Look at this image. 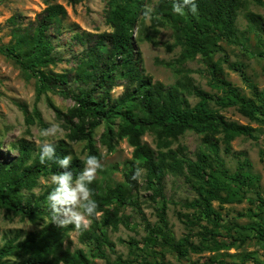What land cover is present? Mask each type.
<instances>
[{"label":"trees","instance_id":"trees-1","mask_svg":"<svg viewBox=\"0 0 264 264\" xmlns=\"http://www.w3.org/2000/svg\"><path fill=\"white\" fill-rule=\"evenodd\" d=\"M77 2L79 0H70ZM148 0H109L107 23L111 30L98 33L78 34L84 46L74 66L54 71L61 58L55 53V46L49 33L50 28L59 24L66 15L60 3L50 4L34 24L19 27L15 16L11 17L12 41L0 44V53L11 59L27 76L36 79V92L40 96L53 91L71 98L74 104L63 113L68 124V138L72 141H85L87 156L101 157L94 141L95 130L104 124L101 141L109 151L114 150L117 141L126 139L133 147L132 156L125 162L123 180L112 182L108 175L117 169L100 170L102 176L94 178L88 187L91 199L96 202L98 215L88 217L90 224L86 229H77L79 239L87 249L71 250L64 245L68 232L76 229L68 224L59 227L51 222L47 195L54 185L49 186L42 195L29 199L22 197V189H30L40 175H58L64 170L54 162H39V149L32 156V147L21 140L11 147L18 155L9 160H0V210L5 209L35 222L43 220L38 230L32 231L19 240V234L7 238L0 245V264H171L165 260L166 253L172 252L177 264L189 253L204 251L217 252L235 246H242L256 238L264 243V218L260 217L258 227L225 222L223 212L214 206L217 201L223 204L241 203L253 192L258 199L248 197L257 208L264 212V197L256 191L260 175L252 171L249 158H244L234 171L225 166L219 156V142L230 150V144L238 136L258 139L255 128L227 119L221 109L235 107L250 121L264 125V89L251 79L245 64L230 61L225 48L219 40L236 41V18L242 7V0H196L197 12L190 13L187 8L182 13L172 11L173 0H158L153 9H148ZM149 17L151 31L155 35L160 28L169 25L173 30L174 41L165 44L167 50L180 47L179 54L170 61L157 59L156 62L171 68L179 78L170 86L154 81L146 74L141 61V53L136 45L135 29L141 18ZM250 27L256 32L262 50L255 53L264 59V26L259 15L247 12ZM152 34L145 39L154 45L159 42ZM219 54L218 58L215 56ZM198 59L204 69L201 71L214 92L193 84L189 76L192 70L185 63ZM239 73L250 96L228 80L222 64ZM264 71V66H263ZM124 86L123 93L112 96V90ZM194 94L198 100L191 105L185 93ZM58 115L62 111L56 109ZM117 120V123H116ZM187 131L202 135L207 149L200 148L195 160L178 156L170 147L171 142ZM152 133L156 137L157 150L142 141L143 135ZM57 157L67 154L62 141L53 144ZM264 154V151H262ZM86 156V157H87ZM31 160V163L28 161ZM84 159L72 156L69 169L73 178L82 171ZM136 169L146 171L145 186L151 190L150 198L160 204L156 206L157 221L151 222L143 212L141 203L133 193L139 189L140 176L132 179ZM167 173L185 174V179L196 192L192 200L184 201L182 206L192 209L179 219L188 231L176 238L167 217V198L163 191V180ZM124 206H131L140 215L146 234L144 246L129 238L131 247L129 257L116 254L112 259L107 253L115 251V243L110 239L108 228L118 230L120 224L130 225L129 216L122 212ZM249 215L259 216L250 211ZM198 226L196 232L192 227ZM250 230L251 234L245 233ZM198 236V241L193 238ZM145 252L141 261L133 249ZM135 255V256H133ZM150 255V259L147 256ZM264 264L246 254L238 262L225 258L211 257L209 264Z\"/></svg>","mask_w":264,"mask_h":264},{"label":"rangeland","instance_id":"rangeland-1","mask_svg":"<svg viewBox=\"0 0 264 264\" xmlns=\"http://www.w3.org/2000/svg\"><path fill=\"white\" fill-rule=\"evenodd\" d=\"M157 1L148 0L146 3L148 9L152 10ZM108 2L109 0H79L77 2L70 0H0V44L6 45L12 41L11 17L15 16L16 25L23 28L34 24L48 5L60 3L65 7L66 15L61 18L59 24H55L50 28L49 33L55 46V53L61 58V61L56 65H50L49 69L63 71V69L74 66L77 57L83 52L84 46L79 42L78 34L111 30L106 20L109 9ZM242 3L236 18V41L219 40V43L225 48L229 60L244 63L247 74L260 89H264V59L254 55L261 51L262 47L258 43L256 32L250 27V23L246 18L247 12H253L260 16L264 26V0H242ZM147 34L154 36L148 16L141 18L135 29L136 45L141 53L142 67L145 73L150 75L154 81H160L165 86H170L180 76L175 75L171 68L158 64L156 60L170 61L179 54L181 48L178 46L173 50H167L164 46L174 41L173 30L169 25L161 27L160 32L154 36L159 42L158 45L146 40L145 36ZM218 56L219 54L215 56V59ZM184 66L194 70L189 76L195 86L214 92L201 72L204 69V65L198 59L189 61ZM222 68L225 77L237 86L243 94L251 95L250 90L246 88L238 72L229 69L226 63L222 64ZM123 91L124 86L118 85L112 90V96L118 97ZM185 96L191 105L198 100L194 94L186 92ZM73 104L74 102L71 98L64 97L53 91H48L38 96L36 79L34 77L27 78L25 73L11 59L0 53V160H9L18 155V150L12 148L11 144H19L21 140L30 144L32 156L37 153L39 145L44 140H47L52 144L62 141L66 146L68 155H71V157L77 155L85 159L88 153L85 147L86 142L72 141L67 136L69 129L63 113H67ZM56 109L62 111V114L58 115ZM221 113L229 120L249 124L255 128V134L258 139L238 136L232 140L229 151L225 149V144L219 142V156L224 161L225 166L231 171H234L238 163L244 158H249L252 163V171L260 175V182L255 190L259 191V194L264 197V154H262V151H264V125L256 121H250L247 117L241 115L235 107L221 109ZM53 124L58 125L61 131L55 137L42 138L40 136L41 130L47 129ZM103 131L104 124H101L94 134L96 147L101 153L98 161L102 165L96 171L94 178L102 176L101 169L109 170L113 165H117V169L110 171L111 174L108 175V178L112 182H120L123 180L125 162L131 158L133 147L126 139H122L116 142L114 150L109 151L101 141ZM142 141L157 150V141L154 134L146 133L143 135ZM170 147L177 151L178 156L189 160L196 159L200 148L207 149L202 135L193 131H187L180 135L171 142ZM28 163H31V160ZM145 174L146 171L142 170L139 179V189L133 195L139 199L148 220L155 222L158 219L156 206L160 204V200L154 202L150 198L152 191L145 186ZM51 176L50 174L40 175L30 189L23 188L21 191L23 199H34L42 195L52 185L50 182ZM163 191L168 201V221L176 238H179L188 231V228L179 219L178 213L187 214L192 211V209L183 207L182 204L184 201L195 198L196 192L185 179V174L172 173L165 175ZM257 196L258 194L253 192L248 194L247 198L241 203L223 204V207H221L215 201L214 206L221 209L225 222H237L258 227L257 223L260 217L264 218V212L258 210L257 201L252 203L248 200V197L257 200ZM251 209L254 212L257 211L259 216L251 217L249 215ZM122 212L129 216L130 225L120 224L118 230L110 228L107 230L110 239L115 243L116 253L107 250L112 259L116 257V254L129 257L131 247L128 241L130 237L136 238L140 243L139 246H144L142 239L146 232L140 215L131 206H124ZM87 219L90 224V219ZM43 220L48 221L46 217ZM43 220L32 222L27 217L23 218L11 211L1 209L0 245L7 238L16 234H19V240L25 238L28 233L38 230ZM198 229V226L192 227V232H196ZM245 233L251 234V231L246 230ZM193 240L198 241V236H195ZM64 245L69 246L71 250L76 248L87 249V246L80 241L77 229L68 232ZM133 249L142 261L146 253L136 249V247H133ZM246 254L264 263V243L252 238L242 246H235L227 250L217 252L204 251L197 254L189 253L184 258L183 263L209 264L208 261L211 257L225 258L229 262H238ZM147 258L150 259V255ZM165 260L171 264L178 263L176 255L172 252L166 253ZM95 262L102 264L104 260L96 259ZM139 264L143 263L139 262ZM246 264L254 263L248 260Z\"/></svg>","mask_w":264,"mask_h":264},{"label":"clouds","instance_id":"clouds-1","mask_svg":"<svg viewBox=\"0 0 264 264\" xmlns=\"http://www.w3.org/2000/svg\"><path fill=\"white\" fill-rule=\"evenodd\" d=\"M187 10L193 15L196 14V0H173L172 11L182 13ZM61 130L58 125H50L47 129H42V138L55 137ZM39 162L44 164L46 161L54 162L64 171L58 175H52L50 182L54 187L47 195L48 207L51 212V222L59 227L68 224L74 225L76 229H86L89 224L88 217L98 215L96 212V202L91 199V190L88 187L94 179L95 173L102 167L95 156H87L84 167L80 173L73 178L69 169L72 157L64 155L62 158L55 154L54 145L44 140L39 145ZM141 174V169L133 172L132 179H137Z\"/></svg>","mask_w":264,"mask_h":264}]
</instances>
